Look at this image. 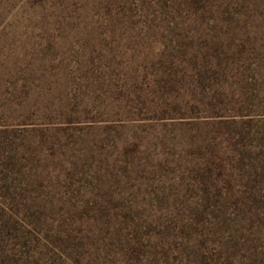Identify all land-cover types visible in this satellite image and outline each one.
Returning <instances> with one entry per match:
<instances>
[{"label":"trees","instance_id":"obj_1","mask_svg":"<svg viewBox=\"0 0 264 264\" xmlns=\"http://www.w3.org/2000/svg\"><path fill=\"white\" fill-rule=\"evenodd\" d=\"M84 2L26 1L39 25L91 24L73 37L80 79L111 89L102 109L61 94V124L0 128V264H264V0H162L144 20ZM15 6L0 0V18ZM82 123L134 129L123 158L65 159Z\"/></svg>","mask_w":264,"mask_h":264},{"label":"rangeland","instance_id":"obj_2","mask_svg":"<svg viewBox=\"0 0 264 264\" xmlns=\"http://www.w3.org/2000/svg\"><path fill=\"white\" fill-rule=\"evenodd\" d=\"M26 1L15 0L14 9L5 10L0 18V128L11 124L15 125L14 128L18 130H28L35 126H41V124L45 125L49 121L56 123L66 121L60 116L58 118H56L57 116H48L55 109L56 113L59 112L60 110L57 108L64 105L63 101H60L61 94V99L66 95L71 98L75 96L76 99L73 103L76 105L72 104L71 107H80L78 109L81 110L83 107L85 108L84 96L90 93L95 98V105L102 109L107 104L103 92L111 89L110 86L108 87L109 81L106 80L105 85H102V83L96 84L93 80L85 82L80 79L79 69L80 65L84 63L80 61L81 55L77 52L82 48L83 41L79 40L80 36L73 38L76 33L89 31L92 28L91 24L82 21V19H75L71 25H61L58 18L50 20L47 17L44 20L47 25H39L36 22L38 19L36 15L44 10L40 9L34 13V9L29 8ZM74 1L79 5L85 4L84 0ZM95 1L98 3L100 0ZM122 1L127 5L124 14L126 16L132 14L137 20H144L146 15H152L162 5V0ZM87 13L93 17V8L91 10L89 8ZM60 26H62L61 29L57 30ZM54 30H57L55 33H59L58 40L55 41L52 37ZM112 74L111 70L109 75ZM111 107L109 105L108 108ZM87 125L86 123L76 125L79 131L86 132V136H83L82 140L75 138L71 148L64 149L62 155H65V159L78 156L80 153V155L83 154V159L81 161L79 158L77 160L79 163H83L86 161L85 159L89 162L91 159L102 160L103 163L115 162L116 159L119 160L122 157L116 144L120 148L123 139L131 136L134 132V129H128L125 132L101 135L105 132L106 125L104 124L96 126L99 130L97 129L98 131L93 135H89L90 129ZM141 125H145L140 127L144 133L153 130L148 124ZM169 127L160 133L162 135L170 134L172 127ZM148 145L153 144L150 142ZM83 151L88 152L87 156ZM158 152L163 153L162 145L156 147V153ZM92 153L95 158H91ZM103 153H109L110 156L103 159ZM158 158L155 161H158ZM122 174L127 181H130L131 187L133 186V189L139 193L140 199L143 202L147 201L145 181L135 180L142 176L141 172L130 169ZM130 191L128 189L126 193ZM144 196L146 197L144 198Z\"/></svg>","mask_w":264,"mask_h":264}]
</instances>
